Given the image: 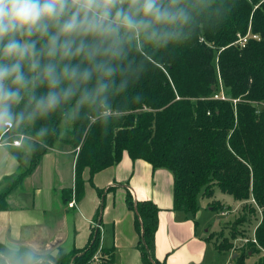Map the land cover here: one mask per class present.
Instances as JSON below:
<instances>
[{"label":"trees","instance_id":"16d2710c","mask_svg":"<svg viewBox=\"0 0 264 264\" xmlns=\"http://www.w3.org/2000/svg\"><path fill=\"white\" fill-rule=\"evenodd\" d=\"M209 11L213 25L163 54L136 89L143 94V102L111 124L107 133L93 127L84 134L80 125L67 131L61 144L74 156V187L62 190L61 199L66 203L73 191L74 199L80 200L83 172L88 170L91 182L95 173L116 165L125 152L133 160H144L153 169L171 173L175 211L194 218L198 198H206L211 210L225 208L232 214L235 205H242L232 216L235 221L229 220L219 230L214 250L224 255L232 241L244 234L242 224H253L246 245L235 247L234 252L240 254L233 264H245L249 254H258L253 264H264V0H212ZM59 122V115L44 121ZM58 141L50 138L48 147L37 146L32 153L15 148L12 155L16 159L29 154V161L7 180L8 188L20 183ZM216 190L230 195L235 204L213 202ZM8 193L0 191V210L6 207ZM124 203L135 216L141 262L163 264L153 257L157 206L149 200H133L128 191ZM97 218L98 212L96 223ZM99 234V227L94 226L88 243L60 252L57 264H93L97 253L107 264L111 262L112 248L102 246Z\"/></svg>","mask_w":264,"mask_h":264},{"label":"clouds","instance_id":"9594fccd","mask_svg":"<svg viewBox=\"0 0 264 264\" xmlns=\"http://www.w3.org/2000/svg\"><path fill=\"white\" fill-rule=\"evenodd\" d=\"M211 8L212 0H0V149L15 138L32 153L77 125L107 133L143 102L136 89L163 54L213 25ZM55 115L59 124L44 123ZM59 258L43 239L0 234V264Z\"/></svg>","mask_w":264,"mask_h":264},{"label":"crops","instance_id":"0c3cea01","mask_svg":"<svg viewBox=\"0 0 264 264\" xmlns=\"http://www.w3.org/2000/svg\"><path fill=\"white\" fill-rule=\"evenodd\" d=\"M15 148L6 146L0 149V191H9L6 207L0 210V234L43 239L59 252H68L84 247L91 238L94 226L104 227L107 224L111 226L112 245L103 244L104 240L101 244L112 248V264H143L136 247L135 216L124 203L123 191H128L133 200H149L158 208L153 248V257L157 262L206 264L210 244L206 239L207 230L204 233L198 230L202 211L198 207L192 218L173 209V178L167 169H153L148 162L133 160L124 152L116 165L95 173L92 183L88 181V170H85L82 175V198L75 200L72 191L71 198L64 203L61 191L73 190L74 187L71 149L65 144L48 148L33 170L10 190L7 180L22 171L29 161V154L16 159L12 155ZM108 188V192L115 188V193L123 195L124 203L120 213H115L119 217H113L112 221L107 219V214H114L115 203L110 204V209L107 207L109 197L110 201L113 198L112 193H107ZM98 189H102L100 195ZM69 202H72L71 206ZM119 202V205L123 204ZM217 256L212 264H223Z\"/></svg>","mask_w":264,"mask_h":264},{"label":"rangeland","instance_id":"374dc122","mask_svg":"<svg viewBox=\"0 0 264 264\" xmlns=\"http://www.w3.org/2000/svg\"><path fill=\"white\" fill-rule=\"evenodd\" d=\"M245 42H243V43L245 44ZM66 136H67V134L64 135L63 138H65ZM62 139H59V141L55 144V146L61 147L63 145V144H61ZM7 146L11 147L9 143L7 144ZM21 149L24 150V149H26V147L21 148ZM26 153H28V152H26ZM107 193L113 194V198L111 199V201H110V197L107 201V207H109V209H110L111 208L110 204H112V202H113V204L115 203L114 214H111V216H109V213L107 214V219L109 221H112L113 217L114 218H115V216L119 217V215H116L115 213H120V211L122 210V207L124 206V203L122 202V196L123 195H119V193H115V188L114 189L112 188L111 191L107 192ZM123 194H124V191H123ZM212 200H214L213 202H215L216 200H220L224 206L235 204V201L232 199V197L230 195L222 194L218 190L215 191V196L212 198ZM119 201H121L123 204L119 205V203H120ZM207 202H208V200L206 198H198V207L202 211V216L198 221V230L203 231V233L205 232V230H207V232L209 233L210 249L206 252V264H212L214 262V260L216 261L218 258L217 254L220 256V260L223 262V264H233V258L236 255L238 256L240 254V252H234L236 250L235 247H239L240 245H242V246L246 245V243H247L246 240L248 238L252 237L253 228L255 225H253V224H250V225L242 224L244 229H241V230L242 231L244 230L243 231L244 234L241 236H238L237 239L233 240L232 241L233 242L232 248L227 253H225L223 257H221L220 253H217L215 250H213L214 242L216 244H218L216 242L217 241L216 235L218 234L220 229L221 230L223 229V227H224L223 225L235 216L234 214H236L239 211V209H241L242 205H239V206L235 205V207L233 209V214H232L229 212L227 213V211H225V208H223V207H222L223 208L222 210H213V209L211 210L210 207L207 205ZM102 204L104 207L105 200L102 201ZM125 207H126V205H125ZM234 212H236V213H234ZM234 221L235 220H231L230 222H234ZM103 223H104V221H103ZM96 227H97V225H96ZM110 227L107 226V224L104 225V227H99V233H100L99 235L102 238V241L104 240L103 244H107V246L112 245V241H111L112 240V233H111ZM135 234H136L135 240L138 241L139 235L137 234V231H135ZM242 236H244L245 238H243ZM67 250L68 249H66V251ZM259 253H261V252H259ZM233 255H234V257H233ZM248 256L249 257L246 259L245 264H253V262L257 259L258 254H256V255L255 254H249ZM95 258H96V260L93 258L92 263H94V264H107V261L103 260L100 257L99 253L96 254ZM108 264H112V261L108 262Z\"/></svg>","mask_w":264,"mask_h":264},{"label":"built area","instance_id":"2783aa9c","mask_svg":"<svg viewBox=\"0 0 264 264\" xmlns=\"http://www.w3.org/2000/svg\"><path fill=\"white\" fill-rule=\"evenodd\" d=\"M245 42L246 41V37H244V38H242L241 39V41H240V44H242L241 46H244V43L243 42ZM11 146H15V147H18V145H19V141L17 140V139H15V140H13V141H10V143H9ZM70 206L72 205V202H70V204H69ZM94 259L96 260V258L94 257ZM94 264V263H93Z\"/></svg>","mask_w":264,"mask_h":264},{"label":"water","instance_id":"95a60500","mask_svg":"<svg viewBox=\"0 0 264 264\" xmlns=\"http://www.w3.org/2000/svg\"><path fill=\"white\" fill-rule=\"evenodd\" d=\"M234 256V255H233Z\"/></svg>","mask_w":264,"mask_h":264}]
</instances>
